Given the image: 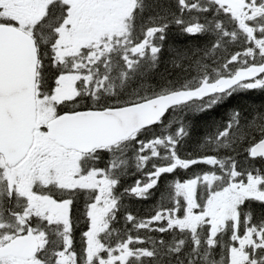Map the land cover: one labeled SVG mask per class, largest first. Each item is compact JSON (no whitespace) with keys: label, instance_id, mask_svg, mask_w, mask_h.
Wrapping results in <instances>:
<instances>
[{"label":"snow or ice","instance_id":"6c2138e0","mask_svg":"<svg viewBox=\"0 0 264 264\" xmlns=\"http://www.w3.org/2000/svg\"><path fill=\"white\" fill-rule=\"evenodd\" d=\"M0 264H264V0H0Z\"/></svg>","mask_w":264,"mask_h":264},{"label":"trees","instance_id":"16d2710c","mask_svg":"<svg viewBox=\"0 0 264 264\" xmlns=\"http://www.w3.org/2000/svg\"><path fill=\"white\" fill-rule=\"evenodd\" d=\"M246 100H248V101H254L256 103H259L260 102V97L258 95L251 96V97H246ZM157 195H159V193H157Z\"/></svg>","mask_w":264,"mask_h":264}]
</instances>
